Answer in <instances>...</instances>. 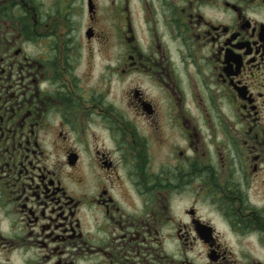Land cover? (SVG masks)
I'll list each match as a JSON object with an SVG mask.
<instances>
[{"label": "flooded vegetation", "instance_id": "1", "mask_svg": "<svg viewBox=\"0 0 264 264\" xmlns=\"http://www.w3.org/2000/svg\"><path fill=\"white\" fill-rule=\"evenodd\" d=\"M0 264H264V0H0Z\"/></svg>", "mask_w": 264, "mask_h": 264}, {"label": "rangeland", "instance_id": "2", "mask_svg": "<svg viewBox=\"0 0 264 264\" xmlns=\"http://www.w3.org/2000/svg\"><path fill=\"white\" fill-rule=\"evenodd\" d=\"M81 3H82V5L84 4L83 2H81ZM85 25H86V19H85L84 15H83L80 18V20L76 23V26H77L78 31H81L80 34H82V32L84 31ZM82 45H81L82 49L85 50L86 49V46L85 45L82 46ZM248 247L253 249V247H252V245L250 243H249Z\"/></svg>", "mask_w": 264, "mask_h": 264}]
</instances>
